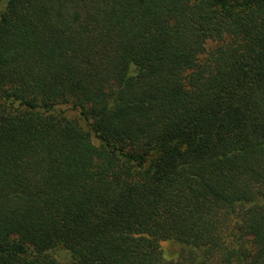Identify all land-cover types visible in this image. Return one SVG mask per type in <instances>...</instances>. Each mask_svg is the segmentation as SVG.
Masks as SVG:
<instances>
[{
    "label": "trees",
    "instance_id": "16d2710c",
    "mask_svg": "<svg viewBox=\"0 0 264 264\" xmlns=\"http://www.w3.org/2000/svg\"><path fill=\"white\" fill-rule=\"evenodd\" d=\"M0 264H264V0H0Z\"/></svg>",
    "mask_w": 264,
    "mask_h": 264
},
{
    "label": "rangeland",
    "instance_id": "374dc122",
    "mask_svg": "<svg viewBox=\"0 0 264 264\" xmlns=\"http://www.w3.org/2000/svg\"><path fill=\"white\" fill-rule=\"evenodd\" d=\"M55 113L64 115L69 119H73L79 123V125L84 129L88 130V123L81 117L78 110H73L70 105L61 104L55 107ZM93 141L96 140L93 138ZM161 249L163 253V257L166 260H175L179 253L181 246L175 241H166L161 243ZM50 254L60 263H67L70 261L69 253L65 250V248L61 245L56 246Z\"/></svg>",
    "mask_w": 264,
    "mask_h": 264
}]
</instances>
